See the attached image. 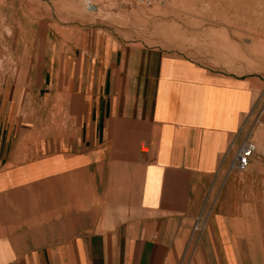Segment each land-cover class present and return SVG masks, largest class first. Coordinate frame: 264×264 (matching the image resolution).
I'll use <instances>...</instances> for the list:
<instances>
[{"label": "crops", "instance_id": "obj_1", "mask_svg": "<svg viewBox=\"0 0 264 264\" xmlns=\"http://www.w3.org/2000/svg\"><path fill=\"white\" fill-rule=\"evenodd\" d=\"M91 31H61L81 33V47L78 40L67 53V104L51 91L60 63L45 71L47 93L27 94L28 107L25 96L1 100L0 264L258 261L257 82L156 47L93 45L88 53L83 33ZM230 89L243 105L214 119V91ZM60 107L65 120L54 128ZM246 141L256 146L248 167L231 170Z\"/></svg>", "mask_w": 264, "mask_h": 264}, {"label": "rangeland", "instance_id": "obj_2", "mask_svg": "<svg viewBox=\"0 0 264 264\" xmlns=\"http://www.w3.org/2000/svg\"><path fill=\"white\" fill-rule=\"evenodd\" d=\"M81 25L92 29L83 33L88 53L93 45L150 46L210 63L232 76L254 78L256 108L259 113L264 108V0H0V129L1 100L9 94L12 99L47 93L45 71L51 64H61L52 94L67 90L68 79L71 82L67 53L77 51L78 40L81 47V33L61 31ZM213 96L214 119L244 103V95L233 89L214 91ZM66 98L71 97L60 93L58 105ZM30 104L28 95L25 106ZM64 110H54V128L65 120ZM25 120H31L28 114ZM256 249L263 251L254 256L258 261L238 264H264V246Z\"/></svg>", "mask_w": 264, "mask_h": 264}, {"label": "built area", "instance_id": "obj_3", "mask_svg": "<svg viewBox=\"0 0 264 264\" xmlns=\"http://www.w3.org/2000/svg\"><path fill=\"white\" fill-rule=\"evenodd\" d=\"M91 6V3H88ZM256 146L250 141H246L239 151L237 152L234 161L232 162L230 169L235 171L245 170L250 162L252 155L254 154Z\"/></svg>", "mask_w": 264, "mask_h": 264}]
</instances>
